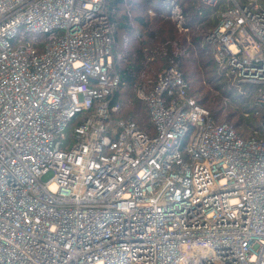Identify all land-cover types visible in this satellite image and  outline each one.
<instances>
[{"label": "built area", "instance_id": "built-area-1", "mask_svg": "<svg viewBox=\"0 0 264 264\" xmlns=\"http://www.w3.org/2000/svg\"><path fill=\"white\" fill-rule=\"evenodd\" d=\"M202 2L225 3L205 41L257 91L261 138L217 124L175 66L138 90L154 134L114 126L105 0H0V264H264V0Z\"/></svg>", "mask_w": 264, "mask_h": 264}, {"label": "trees", "instance_id": "trees-1", "mask_svg": "<svg viewBox=\"0 0 264 264\" xmlns=\"http://www.w3.org/2000/svg\"><path fill=\"white\" fill-rule=\"evenodd\" d=\"M171 1L105 0L113 36L114 72L122 80L121 86L108 98L111 105L119 104L121 107L112 115L113 125L117 126L120 120L132 121L145 132L154 134L150 109L146 102L138 98L137 90L150 93L161 72L169 66H175L190 84L189 95L210 111L217 124L234 121L230 125L242 139L259 137L256 131L261 130L263 110L257 100V91L254 87L240 86L227 78L215 62L209 45L205 43V35L218 25L220 15L211 18L204 10L213 9L217 12L223 10L225 3L211 7L202 0H195L188 7L179 0L184 15L188 17V31L180 32L177 24L166 13ZM247 1L240 0L243 4ZM150 9L155 15L148 13ZM51 37L52 34H26L22 41H32L41 52ZM214 65L215 75L224 83L209 77L210 68ZM232 91L239 97H231ZM231 103L240 107L231 112ZM86 117L87 113H82L73 119L67 129L68 137H73L75 128Z\"/></svg>", "mask_w": 264, "mask_h": 264}, {"label": "rangeland", "instance_id": "rangeland-1", "mask_svg": "<svg viewBox=\"0 0 264 264\" xmlns=\"http://www.w3.org/2000/svg\"><path fill=\"white\" fill-rule=\"evenodd\" d=\"M174 2H176V4H178V5H181L180 3H179V0H173ZM194 1L195 0H180V2L181 3H185V6H188V7H190L191 5H193L194 4ZM220 12H221V10L219 9L217 12H216V10H209V9H206V10H204V13H208V15H211V18L212 17H215V16H217V15H220ZM149 13V12H148ZM150 14V13H149ZM150 15H155V12L153 11L152 12V14H150ZM188 18V17H187ZM186 18V19H187ZM210 29H208V31H209ZM207 35H205V37H206ZM205 43H206V41H205ZM202 45H204V43H202ZM210 47V46H209ZM211 49V48H210ZM166 69V68H165ZM164 69V70H165ZM163 70V71H164ZM215 70H216V67H215V65H214V67H212V68H210V72H209V77H211V78H214L213 80L214 81H216V80H220L221 78L219 77V76H216L215 75ZM162 71V72H163ZM161 72V73H162ZM216 77V78H215ZM216 83H218V82H216ZM220 83H224L223 81H221L220 80ZM234 92L232 91L231 93H230V95H231V97H234V98H236V97H239V96H236V95H234L233 94ZM240 95V94H239ZM137 96H138V90H137ZM139 98V97H138ZM242 98V97H241ZM238 99V98H237ZM254 99H256V96H255V98ZM242 105V104H241ZM243 106H244V104H243ZM237 107H240V106H237V104H233V103H231L230 104V111L231 112H234V111H236L238 108ZM227 111H229V110H227ZM227 122H229L230 124H232L233 125V123H234V121H227ZM229 124V125H230Z\"/></svg>", "mask_w": 264, "mask_h": 264}]
</instances>
